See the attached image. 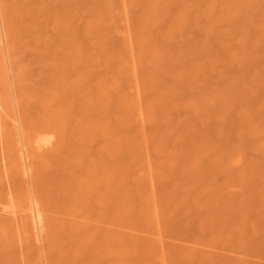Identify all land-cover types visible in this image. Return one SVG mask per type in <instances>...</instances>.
Here are the masks:
<instances>
[{
    "label": "bare ground",
    "instance_id": "obj_1",
    "mask_svg": "<svg viewBox=\"0 0 264 264\" xmlns=\"http://www.w3.org/2000/svg\"><path fill=\"white\" fill-rule=\"evenodd\" d=\"M42 258L264 264V0H0V264Z\"/></svg>",
    "mask_w": 264,
    "mask_h": 264
},
{
    "label": "rangeland",
    "instance_id": "obj_2",
    "mask_svg": "<svg viewBox=\"0 0 264 264\" xmlns=\"http://www.w3.org/2000/svg\"><path fill=\"white\" fill-rule=\"evenodd\" d=\"M2 34V33H1ZM1 45H3V50H5V46H4V40H3V36L1 35ZM5 57L4 58H7V60L5 59V63H6V69H8L7 70V73H8V75H7V77H8V80H9V82L10 81H12V73H11V67H10V65L11 64H9V62H8V57L6 56V54L4 55ZM11 83V82H10ZM10 92H11V100H12V102H13V111H14V114L16 115V117H17V108H16V102H15V99H14V91H13V89H12V86H11V84H10ZM16 98V97H15ZM3 110V109H2ZM27 180L29 181V177L27 176ZM40 244V243H39ZM44 261H43V258H42V264H45V263H43Z\"/></svg>",
    "mask_w": 264,
    "mask_h": 264
}]
</instances>
